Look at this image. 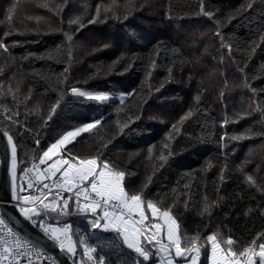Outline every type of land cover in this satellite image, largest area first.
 <instances>
[{
	"label": "trees",
	"instance_id": "trees-1",
	"mask_svg": "<svg viewBox=\"0 0 264 264\" xmlns=\"http://www.w3.org/2000/svg\"><path fill=\"white\" fill-rule=\"evenodd\" d=\"M0 42V128L18 146L19 174L63 134L100 120L62 154L123 170L125 190L170 211L201 264L209 235L222 246L231 237L239 252L264 233V0H0ZM42 212L52 223L74 214ZM88 220L74 224L75 264H97L81 240L105 264L155 263L150 244L145 261Z\"/></svg>",
	"mask_w": 264,
	"mask_h": 264
},
{
	"label": "snow or ice",
	"instance_id": "snow-or-ice-1",
	"mask_svg": "<svg viewBox=\"0 0 264 264\" xmlns=\"http://www.w3.org/2000/svg\"><path fill=\"white\" fill-rule=\"evenodd\" d=\"M252 6L253 3L251 2L247 5L248 8ZM43 7H48V5L44 4ZM9 11L10 13L13 12L14 8ZM201 11L206 16L210 15L209 12L204 11L203 7H201ZM99 16L100 9L98 7L96 9V17L91 19L89 23H95ZM70 23L79 25L80 20L76 19ZM72 39L71 35H67L69 42ZM0 49L6 52L7 46L0 42ZM8 91L11 92V88ZM70 91L73 95L90 101L107 102L110 99L109 95L105 93H93L75 87L71 88ZM12 95L13 99H15V94L12 93ZM59 106V101H57L51 107L48 116L49 120L52 118L51 113H55L56 108ZM7 111L10 110L6 109ZM192 115L193 113L188 111L185 116L181 117V122ZM8 119L12 120V116L9 115ZM100 123V120H95L84 124L82 127L63 134L56 142L52 143L39 159V164L47 165L45 170H38L35 164L23 170V176L27 178L28 182L20 184L19 190L29 192L35 190L39 193L38 195H18L17 147L12 136L7 132L3 133L11 148L12 195L15 199L22 201L23 205H33V207L21 206V214L29 220L33 216L39 217L41 212L37 211V208L34 206L39 204L42 211L68 215V204L72 200V197H64L62 193H74V203L77 211L83 214L90 213L94 217L91 222L93 229L102 228L104 231L117 233L122 237L123 244L142 257L143 260L148 261L151 258L145 244H153L155 242V245H158L157 250L164 254L162 258L163 264H174L173 256L186 258L189 255L192 256L190 264H198L200 248L194 242L191 243V247H181L182 237L179 224L171 212L168 210L161 211L156 204L151 201L146 202L142 198V193L130 195L124 187L125 172L123 170H116L115 166L110 165L106 160L98 163V157L90 159H67L64 157L62 153L67 151L66 146L69 143L81 133L90 131ZM227 123L228 121L225 120L224 124L226 125ZM124 126L126 127L127 125ZM175 127L176 125H173V128ZM241 138L240 136L232 137L233 140ZM164 147H167V145H164ZM149 152H151V148ZM54 157L56 159H53ZM159 159L165 160L166 157L161 154ZM48 161H51V163L49 164ZM32 173L35 174L30 175ZM57 173L60 174L59 177H57ZM54 177L56 180H54L52 187L48 183H44L45 180ZM221 179H223V176H221ZM248 180L255 183L251 176L248 177ZM53 188L59 189V191L55 192L52 201L45 203L48 197L53 194ZM146 208L150 210L153 218H157L159 214V218H162L163 223H148L149 215L146 213ZM0 226L6 227L8 234L14 237L11 241L0 237V264H20V261L25 257L28 258V264H33L31 252L34 251V245H31L30 241L24 240L14 233L12 228L5 225V221L2 218H0ZM38 226L43 228L49 239L59 245L61 251L75 255L77 242L72 239L70 224L60 226L57 222V226H53L41 222ZM165 235L168 244L163 243ZM261 237H264V233L250 241L247 246L237 252L233 247L237 245L236 240L229 237L223 242L224 246H222L216 235H209L207 240L211 242V264H264V240H261ZM195 239L192 238L193 241ZM258 240L260 241L259 243H257ZM80 243L84 245L85 255H87L90 261H96L97 264H105L104 257H99L97 260L93 256V253L97 251L95 247H89L84 240H81ZM35 254L38 257L43 255L41 252H36Z\"/></svg>",
	"mask_w": 264,
	"mask_h": 264
},
{
	"label": "water",
	"instance_id": "water-1",
	"mask_svg": "<svg viewBox=\"0 0 264 264\" xmlns=\"http://www.w3.org/2000/svg\"><path fill=\"white\" fill-rule=\"evenodd\" d=\"M6 132L0 128V210L6 219L23 235L39 244L41 247L52 253L59 264H75L66 251H61L59 245L49 239V237L42 231L33 221L25 218L21 212L20 207L16 204L17 199L12 195V181H11V148L7 143L6 137L3 133ZM14 143L15 140L13 139ZM16 144V143H15ZM17 147V184L19 195V149Z\"/></svg>",
	"mask_w": 264,
	"mask_h": 264
},
{
	"label": "built area",
	"instance_id": "built-area-1",
	"mask_svg": "<svg viewBox=\"0 0 264 264\" xmlns=\"http://www.w3.org/2000/svg\"><path fill=\"white\" fill-rule=\"evenodd\" d=\"M65 158H67L66 156H64ZM56 159V158H55ZM68 159V158H67ZM33 164H35L37 166V169L38 170H45L47 165H41L39 164V159H36V160H33L28 166L25 167L26 168H30L33 166ZM50 164V163H49ZM0 171H1V163H0ZM35 173H32L30 175H34ZM59 173H57V177H59ZM54 180H56V178H51L49 180H45L44 183H48L50 187H52L53 185V182ZM19 182H21V184H26L28 181H27V178H25L23 176V171L20 172L19 174ZM47 191V190H45ZM56 191H59V189H56V188H53L52 189V192L53 194L50 195L48 198L50 197H54L55 196V192ZM39 193H37L35 190H32V191H19V196H25V195H38ZM62 195L64 197H72V200L69 201V204H68V213L70 214V210H71V206L73 207V210H74V214L71 216L72 217V220L68 221V222H64V221H60L59 222V225L60 226H63L64 224H70L71 225V233H72V239L74 240V224H75V221L77 220V218H80V217H88V214H83V213H79L76 209V205L74 203V200H75V196H74V193H69V192H63ZM82 199V197H81ZM19 207L21 206H25V207H33V205H23L22 201H19L17 200V203H16ZM36 208H37V211H40L41 212V215L39 217L37 216H33V221L35 222V224L38 226L41 224V222L45 223V224H51L53 226H56L55 223H52L45 215L44 213L40 210V205L37 204V205H34ZM63 216H66V215H63ZM0 218H2L4 221H5V225H7V227L9 228H12L13 232L18 234L22 239L24 240H28L31 242V245H34V251L31 252V259L33 261V264H59L58 263V260L56 259V257L50 253L49 251H47L46 249H44L43 247H41L39 244L35 243L34 241H32L31 239H29L28 237H26L25 235H23L21 232H19L15 227H13L11 225V223L6 219V217L2 214L1 210H0ZM94 218L89 216V220L87 221L88 225L91 226V222ZM149 223V221H148ZM42 231L43 228L38 226ZM0 237H3L4 239L6 240H13L14 237H12L11 235L8 234L7 232V228L4 227V226H0ZM75 241V240H74ZM163 243H164V239H163ZM152 246V248L154 249V257L155 259L160 262V264H163V257H164V254L159 252L157 250L158 248V245H155V242H153V244H150ZM96 248V247H95ZM81 250H82V253L83 255L85 256V258L87 260L88 257L87 255H85V251H84V245L82 244L81 245ZM36 252H41L43 253V255L41 256H37L35 253ZM93 256H95V253H93ZM90 261V260H89ZM95 262V261H93ZM20 264H28V258L25 257L23 258L21 261H20Z\"/></svg>",
	"mask_w": 264,
	"mask_h": 264
},
{
	"label": "crops",
	"instance_id": "crops-1",
	"mask_svg": "<svg viewBox=\"0 0 264 264\" xmlns=\"http://www.w3.org/2000/svg\"><path fill=\"white\" fill-rule=\"evenodd\" d=\"M55 159V157L53 158ZM48 163H51V161H48ZM146 210V213L149 215V219L151 218L153 221H151V223H163L162 221V218H159V214H158V217L157 218H153L151 216V213H150V210L148 209H145ZM88 216H91L93 217L90 213L88 214ZM94 218V217H93ZM103 223V222H102ZM102 229V228H101ZM165 231H166V226H165ZM162 235H164L162 233ZM122 238V237H121ZM164 244H168V241H167V238H166V235L164 236ZM194 255V254H193ZM211 256V254H210ZM172 259L174 260V264H190V261L192 259V256H187L186 258L185 257H172ZM202 262V259H201V252H200V258H199V262L198 264H201ZM154 264H160V262H158L157 260L155 261ZM209 264H211V260H210V257H209Z\"/></svg>",
	"mask_w": 264,
	"mask_h": 264
},
{
	"label": "bare ground",
	"instance_id": "bare-ground-1",
	"mask_svg": "<svg viewBox=\"0 0 264 264\" xmlns=\"http://www.w3.org/2000/svg\"><path fill=\"white\" fill-rule=\"evenodd\" d=\"M149 43H150V42H149ZM150 67H151V66H150ZM116 94H117V93H116ZM209 94H210V93H209ZM111 124H112V123H111ZM112 126H114V125H112ZM248 139H249V138H248ZM231 141H232V140H231ZM246 141H247V140H246ZM229 142H230V141H229ZM244 144H245V143H244ZM226 146H227V145H226ZM229 148H230V147H229ZM231 151H232V150H231ZM231 151H230V152H231ZM234 151H235V150H234ZM193 162H195V161H193ZM240 166H241V165H240ZM254 171H255V170H254ZM245 172H246V171H245ZM245 172H244V173H245ZM254 173H255V172H254ZM246 174H247V173H246ZM254 175H255V174H254ZM242 176H244V175H242ZM245 176H246V175H245ZM247 178H248V177H247ZM253 178H255V177H253ZM218 183H219V182H218ZM217 189H219V188H217ZM219 191H220V190H219Z\"/></svg>",
	"mask_w": 264,
	"mask_h": 264
},
{
	"label": "rangeland",
	"instance_id": "rangeland-1",
	"mask_svg": "<svg viewBox=\"0 0 264 264\" xmlns=\"http://www.w3.org/2000/svg\"><path fill=\"white\" fill-rule=\"evenodd\" d=\"M76 97H77V96H76ZM84 133H85V132H84ZM82 134H83V133H81L80 135H82ZM80 135H79V136H80ZM79 136H77L76 138H78ZM76 138H75V139H76ZM75 139H74V140H75ZM74 140H73V141H74ZM73 141H72V142H73ZM72 142H71V143H72ZM69 144H70V143H69ZM69 144H68V145H69ZM68 145H67V146H68ZM20 184H21V182H19V185H20ZM19 191H20V190H19ZM58 223H59V221H58ZM55 225L57 226V222L55 223ZM210 254H211V253H210Z\"/></svg>",
	"mask_w": 264,
	"mask_h": 264
}]
</instances>
